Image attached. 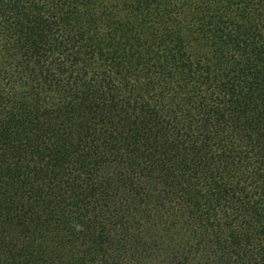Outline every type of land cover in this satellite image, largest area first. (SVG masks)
Returning <instances> with one entry per match:
<instances>
[{"label":"trees","instance_id":"16d2710c","mask_svg":"<svg viewBox=\"0 0 264 264\" xmlns=\"http://www.w3.org/2000/svg\"><path fill=\"white\" fill-rule=\"evenodd\" d=\"M0 264H264V0H0Z\"/></svg>","mask_w":264,"mask_h":264}]
</instances>
